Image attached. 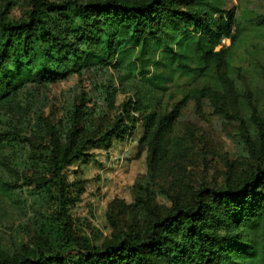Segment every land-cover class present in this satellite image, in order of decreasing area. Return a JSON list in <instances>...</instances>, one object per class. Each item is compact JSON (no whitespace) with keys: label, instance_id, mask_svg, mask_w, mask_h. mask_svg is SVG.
Segmentation results:
<instances>
[{"label":"rangeland","instance_id":"rangeland-1","mask_svg":"<svg viewBox=\"0 0 264 264\" xmlns=\"http://www.w3.org/2000/svg\"><path fill=\"white\" fill-rule=\"evenodd\" d=\"M30 1L0 0V15L28 20ZM226 12L239 28L234 45L224 39L213 49H230L214 77H177L158 91L114 63L56 84L27 85L16 107L0 110V256L57 254L66 264H79L87 245L101 248L144 229L200 189L226 191L256 173L264 159V0H226ZM46 21L74 37L59 17ZM36 49L46 55L39 41ZM205 86L218 97L194 98L174 113L186 95ZM152 110L170 122L155 143L162 147L155 160L144 128ZM120 117L135 126L106 146L100 139ZM76 122L77 140L96 142L61 171L57 183L52 156L68 145Z\"/></svg>","mask_w":264,"mask_h":264},{"label":"trees","instance_id":"trees-1","mask_svg":"<svg viewBox=\"0 0 264 264\" xmlns=\"http://www.w3.org/2000/svg\"><path fill=\"white\" fill-rule=\"evenodd\" d=\"M30 7L28 20L11 22L7 13L0 15V110L16 107L27 85L56 84L114 63L128 67L133 76L139 74L158 91H167L168 83L177 77H214L215 69L226 66L230 49L219 53L213 49L224 39L234 45V28H239L234 15L226 12V0H31ZM49 17L69 24L78 38L50 27ZM38 41L47 47L43 57L36 49ZM219 80L229 85L226 79ZM213 89L193 90L194 95H186L174 113L194 98H217ZM124 121L120 117L100 141L109 146L114 138L128 135L135 123L130 126ZM166 127L170 122L160 120L154 110L145 118L153 160L157 151L161 154L162 147L156 148L155 143ZM79 130L76 122L68 145L52 156V179L57 183L61 171L85 157L86 146L96 142L78 141ZM3 140L0 136V152ZM261 161L256 173L235 188L200 189L190 200L176 201L171 211L157 216L144 229L120 234L101 248L87 245L78 254V263L264 264V159ZM30 257L0 256V264L67 262L57 254L37 260Z\"/></svg>","mask_w":264,"mask_h":264}]
</instances>
